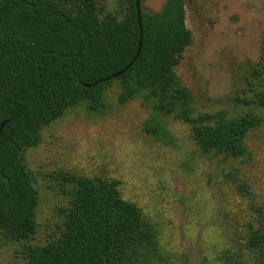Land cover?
Instances as JSON below:
<instances>
[{
	"label": "trees",
	"instance_id": "obj_1",
	"mask_svg": "<svg viewBox=\"0 0 264 264\" xmlns=\"http://www.w3.org/2000/svg\"><path fill=\"white\" fill-rule=\"evenodd\" d=\"M124 2L121 18L98 0H0V241L22 243L27 264H159L162 258L155 226L121 196L118 180L64 171L62 193L70 201L60 233L44 244L30 242L38 198L22 154L69 109L103 112L118 83L119 103L139 98L150 109L148 133L172 139L162 119L171 116L191 125L204 153L225 158L244 156L248 134L264 124V83L253 96L235 98L243 112H196L193 93L175 71L192 43L184 0H166L159 12L142 10L139 56L124 74L107 79L138 49L135 0ZM263 73L255 70L258 78ZM248 247L264 264L263 213Z\"/></svg>",
	"mask_w": 264,
	"mask_h": 264
},
{
	"label": "rangeland",
	"instance_id": "obj_2",
	"mask_svg": "<svg viewBox=\"0 0 264 264\" xmlns=\"http://www.w3.org/2000/svg\"><path fill=\"white\" fill-rule=\"evenodd\" d=\"M107 11L126 14L124 0H98ZM166 0H142L144 11L159 12ZM192 43L175 71L194 95L197 113L245 108L237 97L262 88L264 0H184ZM115 83L108 107L92 113L69 109L42 131V140L23 151L37 190V232L30 241L44 244L59 235L63 194L60 172L120 182L121 196L140 207L159 241V264H258L248 239L264 214V124L246 138L240 158L204 153L191 125L162 118L172 136L159 138L144 129L151 115L141 99L118 102ZM0 264H27L24 245L0 241Z\"/></svg>",
	"mask_w": 264,
	"mask_h": 264
},
{
	"label": "water",
	"instance_id": "obj_3",
	"mask_svg": "<svg viewBox=\"0 0 264 264\" xmlns=\"http://www.w3.org/2000/svg\"><path fill=\"white\" fill-rule=\"evenodd\" d=\"M135 7H136V15H137V24H138L139 32H140V39H139V44H138L137 52H136L134 58L124 68H122L121 70L113 73L107 79L114 78V77H118V76H121L122 74H124L133 65V63L136 61V59L139 56V53L141 51V45H142V39H143V25H142L141 0H135ZM87 86H90V85L88 84ZM3 125H4V123L1 124L0 131L3 128Z\"/></svg>",
	"mask_w": 264,
	"mask_h": 264
}]
</instances>
